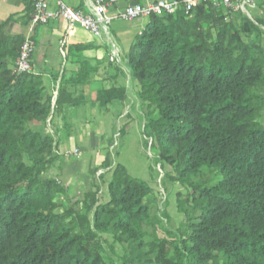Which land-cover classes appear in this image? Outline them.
Returning a JSON list of instances; mask_svg holds the SVG:
<instances>
[{"label":"trees","instance_id":"1","mask_svg":"<svg viewBox=\"0 0 264 264\" xmlns=\"http://www.w3.org/2000/svg\"><path fill=\"white\" fill-rule=\"evenodd\" d=\"M263 36L260 12L252 21L202 3L148 16L126 53L145 142L165 178L186 186L175 194L182 226L171 231L160 218L171 220L168 195L159 210L121 162L100 163L101 197L93 183L71 201L49 175L56 144L46 121L83 98L62 77L53 100L40 73H13L23 36L0 24V264H264ZM87 46L63 45L78 56L74 85L96 71L82 56ZM127 97L125 85L112 86L94 102L108 110ZM203 168L214 182L192 179Z\"/></svg>","mask_w":264,"mask_h":264},{"label":"crops","instance_id":"2","mask_svg":"<svg viewBox=\"0 0 264 264\" xmlns=\"http://www.w3.org/2000/svg\"><path fill=\"white\" fill-rule=\"evenodd\" d=\"M62 1L75 10L86 12L84 0ZM154 1L157 0H117L108 7V14L116 16L127 5L146 4ZM29 3L30 0H0V24H4L6 33L23 36L27 31L28 15L32 12L28 13ZM48 3L50 7H55V0H48ZM262 8L264 9V5ZM146 22L147 20L144 21L140 17L132 20L115 17L111 20L112 37L124 57ZM33 40L35 43V51L32 56L33 72L43 76L46 86L52 92L53 100L56 97L61 77L63 78L62 82H69L66 85L69 92L74 96L81 95L83 98V103L80 105L66 107L61 113L55 112L51 122L52 128L58 134V140L54 148L56 159L49 170V175L67 185L68 196L71 201H75L83 196L91 184L95 183V170L102 168L106 171L108 169L100 167V163L107 156L99 154L101 145L107 143L108 148L111 146L110 139L104 137L105 121L109 120V115L115 120L117 118L121 120L124 116L129 117V112H126L127 106L129 107L127 103L129 97L123 103L111 104L108 110H101L94 102L96 91L119 85L126 87L129 77L120 66L107 60L108 49L103 37H95L79 25H73L68 29L67 21L62 18L36 26L33 31ZM79 44L88 45L82 52V56L96 69L90 82L85 85L70 83V79L78 69V56L73 54L66 57L65 52L64 56L60 54L63 45ZM131 87L135 95L136 88L133 87V84ZM89 115L94 116L93 127L86 119ZM40 127L43 128V126ZM74 149L84 156L83 159L79 160L77 157L72 160L69 155H65V152H71ZM65 203H69V201H65Z\"/></svg>","mask_w":264,"mask_h":264},{"label":"built area","instance_id":"3","mask_svg":"<svg viewBox=\"0 0 264 264\" xmlns=\"http://www.w3.org/2000/svg\"><path fill=\"white\" fill-rule=\"evenodd\" d=\"M32 4V14L28 21V29L23 34V41L19 47L18 55L11 67L13 73L33 72L32 56L35 51L33 40V31L36 26L48 23L50 20L62 18L67 21L68 29L73 25H79L90 32L95 37H103L107 45V60L121 67L124 73H129L126 65V58L121 54L119 47L116 45L110 30L111 20L115 17L122 20H132L135 18H144L150 15L172 14L179 8L188 11L192 6L202 3H211L215 7L223 8L226 11H240L247 17L251 18L248 8H256L255 0H157L146 4L127 5L116 16L108 14V7L117 0H84L86 12L75 10L67 6L62 0H55V7H50L48 0H30ZM60 54L64 56V51L60 49ZM130 75V73H129ZM126 83L129 97H134L132 84ZM46 131L53 135L55 144L58 140V134L52 128L50 117L46 121ZM149 143L151 138H148ZM80 155L77 149L65 152V155ZM104 172L102 168L98 169L97 176ZM159 183L164 174L158 164ZM166 193L164 188L159 185L158 208L163 210ZM163 222L166 219L161 217Z\"/></svg>","mask_w":264,"mask_h":264},{"label":"rangeland","instance_id":"4","mask_svg":"<svg viewBox=\"0 0 264 264\" xmlns=\"http://www.w3.org/2000/svg\"><path fill=\"white\" fill-rule=\"evenodd\" d=\"M255 2L257 6L256 8H248L251 16V18H248L252 21H254L259 12L264 15V9L261 10L259 8V3H264V0H255ZM143 19L146 21L147 17H144ZM262 42L264 44V36L262 38ZM126 75L129 77L127 73ZM130 81L131 84H133V87L137 88L135 82L132 79H130ZM127 103L129 104V107L127 106L126 112H129V117L124 116V118L121 120L118 118L115 120L114 117L112 118V116L109 115V120L105 121L106 125H104L105 127L103 129L105 133L104 137L110 139L112 145L110 148L107 147V143L101 145L99 154L102 156L106 155L110 160H112V162L118 161L123 163L130 175L145 181L151 187L152 194L154 196H158V199L159 185H161L164 188L166 195H168L170 199L168 210L171 214V220L166 223L163 222L162 227L167 230L178 231V229H180L182 226L181 223L183 222L184 217L176 210L175 194L177 191L185 192L186 186L179 183H172L165 178L164 174L161 177L160 183L158 182V178H160L158 172V163L156 161L154 152L145 142L146 139L143 134V116L141 114V107L138 100L131 96L128 98ZM105 118H107L106 115ZM86 119L90 126L93 127V122L95 121L94 116L89 115L86 117ZM30 126L36 127V123L32 122ZM85 154L87 155V153H84V155ZM80 156L73 154L69 155L72 160H75L77 157L79 160L83 159L84 156ZM202 170H204L205 175L194 176L192 179L202 181L211 178V182L216 180V177L213 173L208 172L206 168H203ZM97 171L95 173V184L99 187L97 196L101 197L105 187L104 184L98 179ZM103 246L106 252L116 259L115 255H112V253L109 251L107 243H103ZM115 249V251L119 252V247L115 246Z\"/></svg>","mask_w":264,"mask_h":264},{"label":"bare ground","instance_id":"5","mask_svg":"<svg viewBox=\"0 0 264 264\" xmlns=\"http://www.w3.org/2000/svg\"><path fill=\"white\" fill-rule=\"evenodd\" d=\"M128 76H130L129 73H128Z\"/></svg>","mask_w":264,"mask_h":264}]
</instances>
